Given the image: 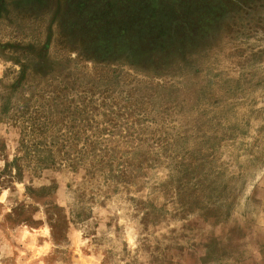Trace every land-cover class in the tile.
I'll use <instances>...</instances> for the list:
<instances>
[{"label": "rangeland", "instance_id": "obj_1", "mask_svg": "<svg viewBox=\"0 0 264 264\" xmlns=\"http://www.w3.org/2000/svg\"><path fill=\"white\" fill-rule=\"evenodd\" d=\"M0 264H264V0H0Z\"/></svg>", "mask_w": 264, "mask_h": 264}]
</instances>
